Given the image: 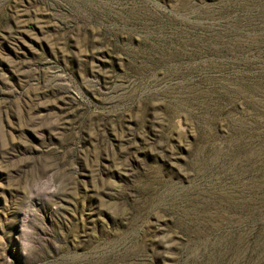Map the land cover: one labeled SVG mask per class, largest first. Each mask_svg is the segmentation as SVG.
Returning <instances> with one entry per match:
<instances>
[{
  "label": "rangeland",
  "instance_id": "obj_1",
  "mask_svg": "<svg viewBox=\"0 0 264 264\" xmlns=\"http://www.w3.org/2000/svg\"><path fill=\"white\" fill-rule=\"evenodd\" d=\"M0 264H264V0H0Z\"/></svg>",
  "mask_w": 264,
  "mask_h": 264
}]
</instances>
